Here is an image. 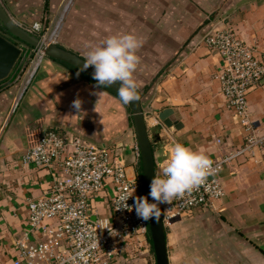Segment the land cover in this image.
<instances>
[{"label": "crops", "instance_id": "obj_1", "mask_svg": "<svg viewBox=\"0 0 264 264\" xmlns=\"http://www.w3.org/2000/svg\"><path fill=\"white\" fill-rule=\"evenodd\" d=\"M0 1L28 30L34 22L52 25L65 2ZM62 21L57 23H61L58 45L83 58L90 47L111 35L132 33L143 40L136 52L134 78L154 138L156 171L168 160L174 143L204 151L212 161L243 146L246 128L220 90L223 61L202 41L211 30L232 23L239 39L264 52V0H72ZM31 53L0 82V264H13L15 240L27 227L28 198L50 184L46 170L22 161L31 130H53L70 139L115 147L129 177L140 178V151L129 104L47 57L40 59L24 90ZM77 99L80 109L73 107ZM247 101L250 119L261 134L264 79L249 88ZM166 108L173 110L170 118L177 127H167L159 119ZM220 176L226 193L214 210L196 208L165 226L170 264L186 258L194 264H264V150L236 157ZM112 190L109 181L94 201L102 216L110 215L107 195ZM136 260L121 257L116 264Z\"/></svg>", "mask_w": 264, "mask_h": 264}, {"label": "built area", "instance_id": "obj_2", "mask_svg": "<svg viewBox=\"0 0 264 264\" xmlns=\"http://www.w3.org/2000/svg\"><path fill=\"white\" fill-rule=\"evenodd\" d=\"M71 5L72 0L64 2L62 20ZM57 23L48 32L41 22H34L29 31L48 43L58 44L61 26L53 34ZM202 43L223 61L218 75L220 90L247 135L240 149L212 161V170L201 185L174 199L171 205L158 204L164 212L165 226L196 208L214 210L226 193L220 176L223 169L242 154L253 153L256 148L264 150V128L259 134L250 119L247 101L249 88L264 79V52L239 39L232 23L211 30ZM31 52L34 58H29L24 90L44 57L37 49ZM22 161L46 170L50 184L40 195L28 198L27 227L15 240L13 264H116L118 258L129 257L150 245L149 221L139 219L134 208L119 209L120 196L133 195L127 201L133 205L135 197L146 195L141 179L129 177L123 156L115 147L37 129L28 133ZM162 166L156 175L161 174ZM109 181L113 184L107 195L110 215L102 216L94 201Z\"/></svg>", "mask_w": 264, "mask_h": 264}, {"label": "clouds", "instance_id": "obj_3", "mask_svg": "<svg viewBox=\"0 0 264 264\" xmlns=\"http://www.w3.org/2000/svg\"><path fill=\"white\" fill-rule=\"evenodd\" d=\"M142 44L143 40L132 33L108 36L101 44L89 48L82 70L93 66V79L98 86L111 87L119 82L117 91L122 103L137 101L140 99L139 85L134 72L139 63L136 52ZM73 107L80 109L81 101H73ZM212 163L204 151L174 143L168 160L161 168V174L155 175L150 181L147 196H137L133 205H129L127 201L133 195H122L119 198L122 207L119 209L132 211L134 208L142 221L159 220L161 213L157 205H171L174 199L201 185L212 170Z\"/></svg>", "mask_w": 264, "mask_h": 264}, {"label": "water", "instance_id": "obj_4", "mask_svg": "<svg viewBox=\"0 0 264 264\" xmlns=\"http://www.w3.org/2000/svg\"><path fill=\"white\" fill-rule=\"evenodd\" d=\"M32 49L39 50L44 57L49 59L67 63L93 78V66H89L86 70H82L85 58L58 44L48 43L42 40L38 35L18 24L10 17L0 1V82L10 77L19 60L21 62L20 64L23 65ZM24 50H26L25 53H23ZM107 87L118 93L119 82L111 87ZM128 104L133 119L135 136L139 146L142 179L145 195L147 196L150 181L156 175L155 158L153 153L154 138L149 133L146 125L145 112L143 110L141 97L139 100L129 102ZM172 113V109L166 108L158 114L159 119H161L167 127L173 125L177 127L178 123L170 118ZM149 200L151 202L150 197ZM157 207L161 213L159 220H149V233L152 240L155 261L156 264H170L166 231L163 222L164 212L159 205H157Z\"/></svg>", "mask_w": 264, "mask_h": 264}, {"label": "rangeland", "instance_id": "obj_5", "mask_svg": "<svg viewBox=\"0 0 264 264\" xmlns=\"http://www.w3.org/2000/svg\"><path fill=\"white\" fill-rule=\"evenodd\" d=\"M64 1H66V0H64ZM68 11L66 12V14L68 13ZM60 16L61 15H58L57 19L54 21V23L52 25H51V22L49 24H47V23L45 24V21H44V24L42 23L44 26L43 30L50 32L53 25L56 24L57 21L60 19ZM63 20H64V18H63ZM61 23H63L62 19H61ZM61 23L59 24L60 26H61ZM58 26H56V27H58ZM45 31H43V32H45ZM58 41H59V36H58ZM32 58H34V56H32ZM188 215H190V214H188ZM188 215H185V216H188ZM149 246L147 248H141L138 252L131 255L133 258L137 259L135 264H156L154 253H153V251L150 250ZM148 256H150V257H148ZM178 262H179L178 264H194L190 258H186V260L178 261ZM175 264H177V261H175Z\"/></svg>", "mask_w": 264, "mask_h": 264}, {"label": "trees", "instance_id": "obj_6", "mask_svg": "<svg viewBox=\"0 0 264 264\" xmlns=\"http://www.w3.org/2000/svg\"><path fill=\"white\" fill-rule=\"evenodd\" d=\"M56 61H57V60H56ZM59 62H61V61H59ZM61 63L65 64V65H66L67 67H69L71 70H73V71H75V72L81 74L82 76H84V77L88 78L89 80L93 81L94 83H96V81H95L93 78L89 77L88 75H86L85 73L81 72L80 70H78V69H76V68H74V67L68 65L67 63H64V62H61ZM96 84H97V83H96ZM101 87L104 88V89H106V90H108L109 92L115 94L116 96H118V93H116V92L113 91L112 89L108 88L107 86H101ZM118 97H119V96H118ZM140 179H141V181H142V183H143V179H142V166H141V165H140ZM148 240H149V243H150L151 251H153L152 240H151V237H150V233H149V232H148ZM153 253H154V252H153Z\"/></svg>", "mask_w": 264, "mask_h": 264}]
</instances>
